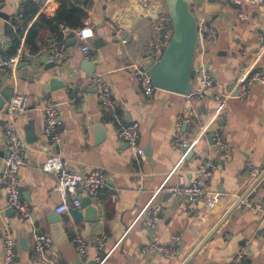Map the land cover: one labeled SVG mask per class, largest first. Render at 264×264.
<instances>
[{
  "label": "crops",
  "instance_id": "1",
  "mask_svg": "<svg viewBox=\"0 0 264 264\" xmlns=\"http://www.w3.org/2000/svg\"><path fill=\"white\" fill-rule=\"evenodd\" d=\"M45 1L50 16L54 15L59 4L44 0L36 14L24 22V6L29 0H0V54L7 58L16 52L10 53L15 36L26 53L19 63L27 64L18 63L0 74V84L1 89L11 86L13 95L21 93L29 100L15 121L27 144L26 165L19 172L21 198L32 209L30 219L20 217L7 206L6 189L0 185V264L7 235L17 241L14 264H45L35 250V231L52 238L47 255L55 264H227L244 240L250 244L246 264H264V213L238 205L244 196L253 202L264 199V178L256 182L247 168L248 162L264 165V84L253 83L245 97L239 96L236 88L240 77L249 71H264L258 53L264 31V0L258 4L233 0L238 7L224 3L226 0H194L191 8L196 17L204 15L217 34L206 43L204 56L213 84L202 99L191 103H186L183 94L163 89L145 95L128 66L136 59L144 64L149 54L159 59L166 40L154 24L167 14L164 0H149L146 5L140 0H89L85 8L89 20L84 27L91 28L92 36L85 41L66 33L63 40L68 57L61 63L47 61L57 39L37 20L39 14L50 17L42 8ZM20 8L22 17L16 19ZM241 12L247 14L246 19L239 18ZM33 25L38 29L37 48L29 51L25 37ZM166 27L171 33L167 22ZM85 43L89 45L86 53L82 51ZM194 64L199 67L198 55ZM97 73L111 90L112 107L104 108L97 100L91 84ZM50 77L62 85L50 86ZM49 102L58 105L62 120L58 145L43 134V106ZM5 105L0 109V171L7 151ZM216 111L213 122L234 147L229 157L222 158L208 134L190 147H172L173 138H193L196 125L208 121ZM178 115L186 118L180 126L175 124ZM131 121L139 123L143 155L137 156L118 136L119 128ZM206 152H211L217 163L207 193L194 202L172 197L165 189L176 184L181 174L188 181L195 176ZM50 153H58L64 165L74 171H104L106 183L96 197H90L89 204L97 207L98 221L74 223L55 218L61 201L54 191L57 177L41 169ZM79 197L83 203L89 196L80 191ZM155 205L161 208L151 228L144 223V212ZM102 230L106 241L99 248L96 238ZM74 233H81L87 241L84 257L71 241ZM173 233L180 236L175 259L142 251L148 243H167Z\"/></svg>",
  "mask_w": 264,
  "mask_h": 264
},
{
  "label": "built area",
  "instance_id": "2",
  "mask_svg": "<svg viewBox=\"0 0 264 264\" xmlns=\"http://www.w3.org/2000/svg\"><path fill=\"white\" fill-rule=\"evenodd\" d=\"M149 0H140L143 5H146ZM190 5L194 0H187ZM252 4H258L260 0H250ZM48 2L45 1L42 8L45 14L50 16L51 10L47 6ZM1 10V3H0ZM23 8H20L15 18L22 17ZM241 20L247 18L245 12L238 14ZM197 19V50L200 71L196 77V82L192 90L183 94L186 103H191L192 100H200L204 97L205 92L212 86L213 79L208 71L204 56L206 54V43L213 40L216 37V29L212 23L204 16L200 15ZM168 20L167 14L160 16V21L154 24V29L163 33V38L167 41L170 37L169 30L166 27ZM110 25H113L111 22ZM61 32L66 35L68 29L64 25H60ZM75 37L87 40L92 36L90 27H81L74 29ZM157 46V45H156ZM89 45L85 43L82 46L84 53L88 52ZM261 60L264 62V31L262 32V46L258 51ZM26 56L23 42L17 47L16 52L9 56L3 57L0 54V74L5 73L8 70L14 69V67L22 61ZM68 57V51L65 41H57L50 48V52L47 56L48 62L61 63ZM132 71L133 77L136 83L145 95L152 94L158 89L152 83V77L148 73L144 64L136 59L128 65ZM264 84V71L256 68L249 71L242 77L236 84L238 95L241 97L247 96L249 89L253 83ZM91 84L94 88L95 95L99 104L104 107H112L113 99L111 90L99 73L94 74L91 77ZM1 89V84H0ZM28 97L21 93H16L11 96L10 100L6 102L3 109V132L6 140L7 151L3 158V167L0 171V185L6 189V202L7 206L14 209L20 217L24 219H30L32 214L31 206L28 202L21 198V189L19 183V172L26 165L25 154L27 144L20 132V129L15 121V115L19 112L25 111L28 105ZM212 116L208 121L202 124L196 125V132L193 138H173L171 140L172 147L187 148L197 143L199 137L204 134H208L211 137V144L213 148L218 151L222 158H227L234 151V147L228 144L218 127L213 122L215 117ZM44 115V137L51 140L54 144L58 145L62 139V120L58 105L54 102L46 103L43 106ZM186 121V118L182 115H178L175 121L176 126H180ZM119 138L130 147L137 156L144 154V149L140 145V131L139 123L137 121H131L123 124L118 130ZM217 163L211 152H206L198 165L197 172L189 181L184 175H179V179L176 184L167 187L165 190L169 192L172 197L181 199L185 202H194L203 197L207 191V185L216 169ZM249 175L257 179L256 182H260L264 178V165L259 167L258 165L247 163ZM41 169L45 172L56 175L57 183L54 186V191L60 196V204L56 207V211H66L69 205L78 207L80 205V191L85 192L89 197L94 198L98 195L100 189L106 183V174L100 168H92L85 171H74L66 167L62 161L61 156L58 153H50L45 161L41 165ZM69 202V204H68ZM238 205L243 209L258 210L264 213V199L262 201H250L246 196L240 197ZM160 206L155 205L145 210L144 223L148 227H154L158 221V214ZM35 250L37 251L40 260L45 264H55L54 260L47 255V251L53 243L52 238L42 231H35ZM179 240L180 236L177 233H173L169 236L167 243H148L142 248L144 253L151 251L159 253L166 258L175 259L179 254ZM72 243L76 251L81 256L87 255V241L81 233H74L72 236ZM106 241V232L100 231L96 238V243L99 248H102ZM249 241L244 240L240 244L238 250L233 255L229 263L227 264H246V255L249 252ZM17 255V241L14 237L7 235L3 238V245L1 250V263L2 264H14Z\"/></svg>",
  "mask_w": 264,
  "mask_h": 264
},
{
  "label": "water",
  "instance_id": "3",
  "mask_svg": "<svg viewBox=\"0 0 264 264\" xmlns=\"http://www.w3.org/2000/svg\"><path fill=\"white\" fill-rule=\"evenodd\" d=\"M164 2L168 14L167 25L171 30L170 37L160 48L159 59L149 54L144 66L152 77V83L158 89L187 94L192 90L200 71V68L194 64L198 42L197 19L187 0H164ZM224 3H229L234 7L239 6L233 0H226ZM74 35V31L68 29L67 36L73 38ZM26 64L27 62H21L19 66ZM49 84L58 86L62 85V82L56 77H50ZM12 95L13 87L11 86L0 90V109ZM90 201L88 197L87 202L80 203V207H85L84 211L79 207L69 205L66 211L57 213L55 218L63 221L71 219L74 223L98 221L97 207L89 205Z\"/></svg>",
  "mask_w": 264,
  "mask_h": 264
},
{
  "label": "trees",
  "instance_id": "4",
  "mask_svg": "<svg viewBox=\"0 0 264 264\" xmlns=\"http://www.w3.org/2000/svg\"><path fill=\"white\" fill-rule=\"evenodd\" d=\"M44 0H29L28 4L24 7V19L26 22L30 20L38 11L40 4ZM59 6L54 15L47 17L44 14H39L38 21H41L46 27H48L57 39L62 41L64 34L60 30V25H64L69 30L79 29L87 25L89 15L85 8L88 6L89 0H55ZM23 22V23H24ZM19 31V27L17 28ZM38 36V29L34 25L31 26L25 37V45L29 51L36 50V39ZM19 45V39L14 37L11 45L10 53L13 54Z\"/></svg>",
  "mask_w": 264,
  "mask_h": 264
}]
</instances>
